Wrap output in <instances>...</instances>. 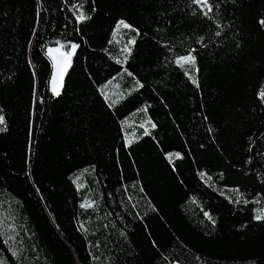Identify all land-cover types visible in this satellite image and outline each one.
Instances as JSON below:
<instances>
[{"label":"trees","instance_id":"16d2710c","mask_svg":"<svg viewBox=\"0 0 264 264\" xmlns=\"http://www.w3.org/2000/svg\"><path fill=\"white\" fill-rule=\"evenodd\" d=\"M208 5L0 0V264H264V0Z\"/></svg>","mask_w":264,"mask_h":264},{"label":"rangeland","instance_id":"374dc122","mask_svg":"<svg viewBox=\"0 0 264 264\" xmlns=\"http://www.w3.org/2000/svg\"><path fill=\"white\" fill-rule=\"evenodd\" d=\"M123 21H120L116 27V30H115V36H114V39L115 41L117 42L116 44L118 45V54L122 55L125 53V50L127 48V43L124 42V39H125V32L127 30L128 27H125L124 25H127L126 23L123 22V24L121 23ZM49 51V50H48ZM185 56H193L194 57V54L193 53H189ZM179 60V58H178ZM183 65L186 66V69H190L194 66L195 64V59L193 62L191 63H181ZM121 82L122 80H112L110 82H108L104 87H103V91L106 95V97L111 101V102H117L120 98L123 97V95L125 94L124 90L122 89V86H121ZM142 119H145L146 122H148V120L146 118H142ZM135 116L132 117L128 124L129 126H131L132 128H134L133 124L135 123ZM134 131L135 130H132V131H129L127 132V141L129 142L132 137L134 136Z\"/></svg>","mask_w":264,"mask_h":264},{"label":"water","instance_id":"95a60500","mask_svg":"<svg viewBox=\"0 0 264 264\" xmlns=\"http://www.w3.org/2000/svg\"><path fill=\"white\" fill-rule=\"evenodd\" d=\"M49 49H59V51L49 52L48 51ZM49 49L47 51L53 62V66H52L53 70H52V75H51V80H50V89L54 95L60 96L65 91L66 82H67L69 73L72 69V59L76 51V48L74 50L73 48H71L70 51H66L61 47H52ZM69 52L72 53L70 59L63 55L64 53H69ZM66 63H67V66L65 67ZM54 87L58 89L59 91L58 95L56 94V92L53 91Z\"/></svg>","mask_w":264,"mask_h":264},{"label":"snow or ice","instance_id":"6c2138e0","mask_svg":"<svg viewBox=\"0 0 264 264\" xmlns=\"http://www.w3.org/2000/svg\"><path fill=\"white\" fill-rule=\"evenodd\" d=\"M195 3L197 4H203L205 6H208L209 8V11H211V6L208 5V0H194ZM206 14V13H205ZM87 17H85L84 15H80L77 17L78 20H84L86 19ZM123 24V22H121ZM125 27H129L128 25H124ZM62 47V46H61ZM73 47V50L75 49V45L72 46ZM55 51H59V49H49V52H55ZM65 57L69 58L71 57L72 53H64L63 54ZM195 59V57L193 56H183V57H180L179 60H177V63H191L193 62ZM67 66V63L65 64V67ZM53 91L56 92V94L58 95L59 94V91L56 87L53 88ZM0 123H3V117L0 116ZM155 125H153L154 127ZM256 219L260 220V219H264V216H257Z\"/></svg>","mask_w":264,"mask_h":264}]
</instances>
